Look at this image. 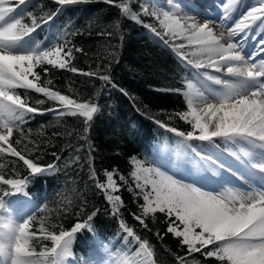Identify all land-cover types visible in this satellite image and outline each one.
Wrapping results in <instances>:
<instances>
[{
  "label": "snow or ice",
  "instance_id": "1",
  "mask_svg": "<svg viewBox=\"0 0 264 264\" xmlns=\"http://www.w3.org/2000/svg\"><path fill=\"white\" fill-rule=\"evenodd\" d=\"M84 2L87 0H54L59 6L57 14L64 6ZM102 2L117 8L122 17L141 24L160 42L170 47L181 62L187 61V64L197 69L194 76L198 81L203 77L220 86L212 89L202 83L200 88H194L193 83L188 81L187 90L182 93L181 89L169 90L184 96L185 110L170 115L169 119L184 121L188 125L186 130L169 124L159 118V114L145 113L147 119L165 133L174 134L178 156L191 155L197 172H210L219 179L211 181L208 178L210 183L207 185L186 181L162 170L154 162L148 163L132 157L133 171L130 175L135 181V189L140 190L137 194L118 169H106L105 181L100 180L91 162V148L89 179L95 182V188L103 194L106 202L111 205V214L117 218L124 205L119 194L121 185H128V191L134 197L143 199V204L139 205L141 211L134 214V219L148 228L146 217L151 215L155 221L157 213L163 214L167 223L166 232L178 238L181 245L187 247L188 254L201 252L205 257H214L221 264H264V58L256 59L257 55L264 57V47L257 48L254 54H248L244 50L243 38L236 41L232 39L245 29L250 32L257 21L264 25V0H258V6L253 5L234 27L229 28L227 40L223 33L219 36L214 34L209 27V23L213 22L210 20L199 23L195 18L188 17L182 22L174 14L164 11L159 23L165 32L161 34L154 25L140 19V15L130 7L131 0ZM19 3L24 4L25 0H19ZM236 3L237 0H227L226 4L220 0L219 5L215 6L223 7L227 13ZM191 7L195 8L196 5ZM15 11V8L7 6V0H0V154L18 157L32 174H40L54 170L56 165L48 164L45 169L33 159L26 158L23 151L16 147L21 140H11L14 129L23 136V129L19 125L32 113L44 114L47 111L57 116H79L83 118L84 133L80 138L87 142V133L99 107L91 101L85 102L62 94L59 90H52L48 86L52 84L50 79L41 86L37 83L40 73L35 68L47 64L99 79L104 85L113 88L118 85L112 81L108 66L101 68L97 64L95 69L84 71L73 65L71 61L75 53H84V50L73 45L70 40L53 43L47 48L37 45L36 49L28 53L14 51L23 37L41 27L34 16L31 27L22 24L18 16L10 15ZM142 12L157 18L161 15L156 11L149 12L146 7H142ZM50 19L52 16L48 17ZM244 35L247 37L248 32H244ZM178 38L194 45L193 55L202 59H188L187 54L181 52L185 44L172 43ZM257 43L264 45V36ZM203 68H210L215 73L224 72L231 79L199 71ZM42 71L47 73L48 69ZM30 76L33 79H29ZM14 89H32L58 104L46 110L34 108L28 105L27 98H22ZM120 91L128 95L125 90ZM37 103L43 104L44 101L39 100ZM193 141L200 143L193 144ZM201 145L208 146L207 150L201 147L197 151ZM53 155L60 159L56 153ZM75 159L79 161L80 157ZM236 181H242L248 187L243 188ZM26 183L25 179H5L0 175V184L10 185L14 190L11 193L7 190L0 192V257L3 258L0 264H64L66 258L73 255L74 235L83 229L91 230L90 222L99 210L88 215L86 220L76 222L70 230L61 229L58 234L47 232L42 225L40 231L45 234V239L52 241V246H45L43 251L36 252L30 243L33 236L37 235L29 231V221L33 217L20 223L5 211L4 198L23 193ZM119 227L126 233L125 240L131 237L147 257L152 256L148 241L141 240L123 219L119 220ZM157 236L163 239L160 233ZM177 259L178 264H188L184 257Z\"/></svg>",
  "mask_w": 264,
  "mask_h": 264
},
{
  "label": "trees",
  "instance_id": "2",
  "mask_svg": "<svg viewBox=\"0 0 264 264\" xmlns=\"http://www.w3.org/2000/svg\"><path fill=\"white\" fill-rule=\"evenodd\" d=\"M7 6L16 9L10 15L18 16L22 24L31 27L34 16L41 25L35 32L23 37L14 51L29 52L36 49L37 45L47 48L53 43L70 40L87 53H75L71 61L73 65L84 71L95 69L97 64L101 68L108 66L112 81L118 85L113 88L104 85L99 79L47 64L35 68L40 73L37 83L41 86L50 79L52 84L48 86L52 90H59L62 94L85 102L91 101L98 105L99 111L94 114L87 142L80 138L84 133L83 118L79 116H57L47 111L44 114L32 113L19 125L23 129V136L14 129L11 140H21L16 145L18 150L42 168L46 169L48 164L56 165L54 170L32 174L18 157L0 154V175L5 179L27 181L23 193L4 199L5 211L9 216L16 209L24 220L33 217L29 221V231L37 235L33 236L31 246L36 252L43 251L45 246H52V241L45 239V234L40 231L42 225L47 232L58 234L61 229L70 230L76 222L86 220L88 215L99 210L90 222L92 229H83L74 235L73 255L66 258L64 264H89L88 261L94 263L103 258L109 264H178V257H184L188 264H221L214 257H205L201 252L188 254L187 247L166 232L167 223L163 214L157 213L155 221L149 215L145 218L148 228L141 226L134 219V214L140 213L139 205L143 204V199L134 197L128 191V185L137 194L140 191L135 189V181L130 175L133 171L132 157L154 162L167 171L177 163H182L187 173L189 170L184 164L189 169L191 165L194 166L191 155L176 154L177 138L174 134L165 133L147 119L145 113L159 114V118L169 124L186 130L188 125L184 121L169 119L170 115L185 110L184 96L169 90L186 91L187 82L194 81L197 69L187 64V61L181 62L173 50L148 29L122 17L117 8L102 0H87L64 6L58 14L59 6L54 0H25L24 4H20L19 0H7ZM130 7L144 23L151 24L148 15L142 12V7L152 9L149 0H131ZM49 16L52 19L48 20ZM181 52L194 60L184 49ZM44 68L48 69L47 73L42 71ZM120 89L128 95H124ZM14 91L22 98H27L29 106L40 110L58 104L32 89ZM39 100L44 103L38 104ZM201 147L207 150L208 146L201 145L197 151ZM77 148L80 150L77 151ZM89 148L91 162L100 180L105 181L106 169H118L128 180V185H121L119 193L124 201L119 218L111 214V205L95 188V182L89 179ZM77 156L80 157L79 161L75 159ZM4 190L10 193L14 191L10 185L0 184V192ZM120 219L132 227L141 240L148 241L151 257H147L131 237L124 239L126 233L119 227Z\"/></svg>",
  "mask_w": 264,
  "mask_h": 264
},
{
  "label": "rangeland",
  "instance_id": "3",
  "mask_svg": "<svg viewBox=\"0 0 264 264\" xmlns=\"http://www.w3.org/2000/svg\"><path fill=\"white\" fill-rule=\"evenodd\" d=\"M148 1V0H147ZM150 3L152 4V9H149V12L152 11H156L161 13V15L159 16V18H157L156 16H152V15H148V20L151 22L152 25H154L157 28V31L160 32L161 34H163L165 32V29L160 27V23L159 21L161 19H163L162 13L164 11H169L170 13L174 14L176 16V18L181 19L182 22L184 19L188 18V17H192L195 18L197 20V22L199 23H204L206 21H202L205 20L203 19V16H200L198 14H191L193 12V10H196L195 8H197L198 6H200L199 8L203 9L202 11L207 15V14H214V18L217 19H221V21H230V18H234L231 20L229 27H234L235 23L241 19L243 17V15L246 14L247 10H250V8L253 5H257L258 6V0H237V3L235 5V7H233L231 9V11L229 12H225L223 11V7H216L215 4L219 5L220 0H149ZM198 3V4H197ZM223 3H227V0H223ZM195 4L196 7L192 8L191 5ZM213 17H207V21H215ZM201 20V21H200ZM213 22L209 23L212 24ZM225 26H227L228 24H224ZM210 28L213 29V31H215V26H209ZM252 29L249 32L248 29H246V32H248L247 37H245V35H242L241 38H239L240 40L243 38V45L244 48H248V46L251 45V47H254L255 51L252 50H248V54H251L254 52H256L257 48L260 47H264V45H261L259 43H257V41L259 40V38L261 36H264V25H260V22L257 21L256 24L252 25ZM229 28L228 27H224L223 30H221L218 34V36L223 33V36L227 34ZM167 39L168 37L165 36ZM173 43L179 44V43H184L185 47L184 50L185 52H188L193 58L194 60H199L202 59V57L198 56V55H193V52L195 51V46L194 45H190L188 44V42L186 40H182V39H176L175 41H173ZM250 43V45H248ZM264 58V57H259L257 58V60ZM199 71L201 72H209L210 74L216 75V76H221L224 79H231L228 76H225L223 74V72L221 73H215L212 69L210 68H203V69H199ZM203 77H201L199 79V81H203ZM196 78L194 80V82H199ZM206 81V80H205ZM209 85H212L214 87H220L219 85H215L212 84L211 81H206ZM184 164V163H183ZM182 163H177L175 164V166H171L168 169V172L170 174H174L178 177H181L183 179H185L186 181H197L199 183H204V184H209V180L208 178H211V181H215L218 180V177H214L212 176V174H208L206 172H197L195 169V166L191 165L189 169L187 167V164H184L186 166V168L189 170V172H191L190 177L186 178L185 176H187V172L183 169V167L181 166ZM233 179H235V177H233ZM237 184L241 185L243 188H245L244 186H246L244 184V182L242 181H236ZM13 218L15 221L17 222H24V219H18L17 217H11ZM103 254V253H102ZM3 258L0 257V261H2ZM101 262V263H100ZM98 264H109V261L107 259H102Z\"/></svg>",
  "mask_w": 264,
  "mask_h": 264
},
{
  "label": "bare ground",
  "instance_id": "4",
  "mask_svg": "<svg viewBox=\"0 0 264 264\" xmlns=\"http://www.w3.org/2000/svg\"><path fill=\"white\" fill-rule=\"evenodd\" d=\"M202 1H204V0H202ZM198 4V3H197ZM200 6H198L197 8H195L196 10H193V12L191 13V14H198V15H200V16H203V19H205V20H202V21H207V17H210V18H214L215 16H214V14L215 13H213V14H205L202 10L203 9H201V8H199ZM223 11H225V9L223 8ZM248 11V10H247ZM232 19H234L233 17L232 18H230V21H221V19H217V18H214L213 20H215V21H213V23L212 24H209V26H215V31H214V34L216 35V36H218V34H219V32L221 31V30H223L224 29V27H228V28H231V26L229 27V24H230V22H231V20ZM201 21V20H200ZM216 21H219V23H217ZM228 24L227 26H225L224 24ZM251 30L253 31V29L251 28ZM244 32H246V29L244 30ZM244 32H239L238 34H237V36L236 37H233L232 39L234 40V41H236V40H240L239 38H241L242 37V35H244ZM224 38H225V40H227L229 37H228V32H227V34L226 35H224ZM248 45H250V43L248 44ZM255 47V46H254ZM254 47H251V45L250 46H248V48H244V50H245V52L246 53H248V50H252V51H255L254 50ZM255 53V52H254ZM260 56L259 55H257L256 56V59L257 58H259ZM223 74L225 75V76H227L224 72H223ZM229 78H231V77H229ZM202 83H204V84H207V85H209L204 79H203V81L201 80V81H199V82H194L193 83V85H194V88H200L201 87V84ZM212 89H218L219 87H214V86H212V85H209ZM246 186H244L245 188H247L248 187V185L246 184V183H244Z\"/></svg>",
  "mask_w": 264,
  "mask_h": 264
}]
</instances>
